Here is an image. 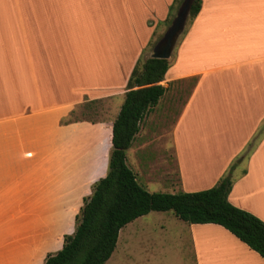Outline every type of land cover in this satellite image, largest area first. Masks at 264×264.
I'll use <instances>...</instances> for the list:
<instances>
[{
	"label": "crops",
	"instance_id": "crops-1",
	"mask_svg": "<svg viewBox=\"0 0 264 264\" xmlns=\"http://www.w3.org/2000/svg\"><path fill=\"white\" fill-rule=\"evenodd\" d=\"M173 1L0 0V264H43L74 232L84 198L106 175L127 81L167 28ZM117 29L128 38L120 55ZM169 60L162 85L194 80L171 130L176 182L155 174L145 185L207 190L251 150L232 170L228 201L264 222V0H201ZM85 103L104 104L98 119L75 116ZM139 133L126 151L131 170ZM104 264L264 259L219 225L167 211L122 227Z\"/></svg>",
	"mask_w": 264,
	"mask_h": 264
},
{
	"label": "trees",
	"instance_id": "trees-1",
	"mask_svg": "<svg viewBox=\"0 0 264 264\" xmlns=\"http://www.w3.org/2000/svg\"><path fill=\"white\" fill-rule=\"evenodd\" d=\"M182 1L171 4L168 24ZM200 9L201 0H193L188 18L194 19ZM169 67L170 60L149 57L137 61L112 125L106 175L92 185L91 195L84 198L74 232L64 236L61 250L47 255L43 264H104L114 251L122 227L150 212L167 211L188 224L219 225L264 259V222L228 201L233 166L210 189L169 194L146 191L126 164V151L142 120L170 86L162 85Z\"/></svg>",
	"mask_w": 264,
	"mask_h": 264
},
{
	"label": "rangeland",
	"instance_id": "rangeland-1",
	"mask_svg": "<svg viewBox=\"0 0 264 264\" xmlns=\"http://www.w3.org/2000/svg\"><path fill=\"white\" fill-rule=\"evenodd\" d=\"M194 19L191 20L188 18L185 29L188 28ZM165 24L168 27L167 20ZM185 29L179 36L172 51V55L175 53L181 38H183ZM162 31L161 28L157 30L153 41L149 43L148 48L145 49L146 51L144 50L145 52L139 57L142 62L150 57L153 45L165 32L162 33ZM115 39V55H120L122 48L121 44L123 41L127 42L128 38L127 35L124 37L121 29H117ZM116 62L117 61H115V63ZM115 74L117 78V73L115 72ZM193 84V78L171 84L157 107L151 110V119L143 120L140 124V133L136 139V144H140V147L129 153L128 164L136 174L139 184L149 193H161L166 190H164L161 187L162 184L159 183L146 186L145 183L148 180V176L154 178L155 174H163L165 177V183L167 182L166 185L176 182V164L174 162L171 148V130ZM123 99L124 96L122 97V101ZM103 108V103L94 104L92 106L90 103H85L77 109L75 116L77 118L85 117L86 119H92L93 121L95 116L101 115L100 110ZM150 114L148 113L146 116L148 117ZM250 153L251 150H245L242 155L235 159V162L232 165L233 168H240L243 165L242 159L248 157ZM233 178L234 176H232V182Z\"/></svg>",
	"mask_w": 264,
	"mask_h": 264
},
{
	"label": "water",
	"instance_id": "water-1",
	"mask_svg": "<svg viewBox=\"0 0 264 264\" xmlns=\"http://www.w3.org/2000/svg\"><path fill=\"white\" fill-rule=\"evenodd\" d=\"M193 0H183L162 36L151 49V59L169 60L179 36L184 32Z\"/></svg>",
	"mask_w": 264,
	"mask_h": 264
}]
</instances>
